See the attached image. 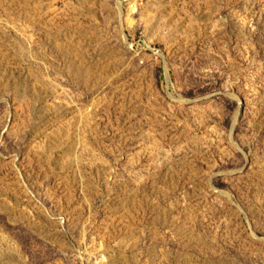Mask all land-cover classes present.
I'll return each mask as SVG.
<instances>
[{
  "label": "rangeland",
  "instance_id": "374dc122",
  "mask_svg": "<svg viewBox=\"0 0 264 264\" xmlns=\"http://www.w3.org/2000/svg\"><path fill=\"white\" fill-rule=\"evenodd\" d=\"M0 264H264V0H0Z\"/></svg>",
  "mask_w": 264,
  "mask_h": 264
}]
</instances>
